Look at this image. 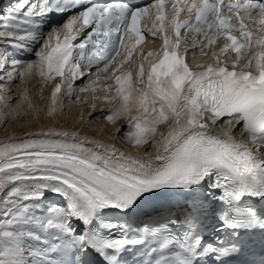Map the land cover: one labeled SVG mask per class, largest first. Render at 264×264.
Here are the masks:
<instances>
[{"label": "snow or ice", "instance_id": "6c2138e0", "mask_svg": "<svg viewBox=\"0 0 264 264\" xmlns=\"http://www.w3.org/2000/svg\"><path fill=\"white\" fill-rule=\"evenodd\" d=\"M37 81L48 117L90 93L111 139L0 141V264H264V0H15L0 123Z\"/></svg>", "mask_w": 264, "mask_h": 264}, {"label": "bare ground", "instance_id": "6f19581e", "mask_svg": "<svg viewBox=\"0 0 264 264\" xmlns=\"http://www.w3.org/2000/svg\"><path fill=\"white\" fill-rule=\"evenodd\" d=\"M154 39H156V38H154ZM138 48H140V47H138ZM138 48L136 50L137 53L139 52ZM204 59L210 61V57H205ZM134 60L138 63L139 56L138 55H134L133 56V61ZM124 70L125 71L128 70V66L127 65L125 66ZM34 83H32V85H35L36 87L34 86V88L29 91V94L32 97V102H33V106L35 108V111L34 112H28L27 114H23V116L25 115V118H24L25 121H22V122H24V124L22 123L23 125H18V126L15 125L13 127L12 123H8V125H7V129L8 130L6 131L7 133H5L6 135L3 134L4 136L0 135V141L7 140V139L12 138V137L21 136V135L26 134V133H39L38 132L39 131L38 128L41 127L40 130H42V132H47V131H50V130L76 131L78 133H81V134H84V135H88V136H90V137H92L94 139L103 140L106 143L110 142L111 138L101 131L102 129L105 128V124H103V123H98L96 121H93V123L92 124H88L87 127H84V125H83L82 128H80V126L82 125V120H81V123L80 122H77L76 124L75 123H72V124L70 123V125H69L68 123H66L68 121L63 119L62 115H60L59 112L57 113L56 116L48 117L46 115V111H47V108L49 107V104H50V96H51V90H52L53 85H52V83H50L47 87H45L44 99L43 100H39L37 95L35 94V90L39 89L40 87L38 86V83H37V85L34 84ZM81 83H82V81H80V80H77L75 82V84H77V85H79ZM107 83H113V82L112 81L104 82L102 80L101 84L100 85H96V87L106 86ZM98 94L99 95H105L106 93L100 92V93H97V95ZM85 96H86V98L88 97L87 95H85ZM61 102L63 103V99H62ZM69 105H70V109L72 110V113H74V116H73L72 120L70 121V122H72V121H74V118L80 112V110L82 108H79V107L77 108V106H75V104L73 106V105H71V103L67 104V106H69ZM87 107H88L87 105H85V104L83 105V110H84L83 117L87 115ZM100 107H104V105H101ZM30 114H33L36 117L35 118V122L34 121H30L31 123L29 122L27 124V122L29 121V118H31ZM12 121H14V120H12ZM97 123L99 125H97ZM95 124L97 125V127H96V129L94 131L92 129H90V130L86 129V128H89V126H92V125L94 126ZM43 126L44 127H48L49 130H47V128H46V131H43V129L45 130V128ZM212 131L213 132H221L222 129L213 127ZM14 133H16V134H14ZM117 146L118 147H122L121 145H117ZM122 150L130 151V154H132L134 156H139L141 158L145 157V153L143 151H138V150H136L134 148L129 150L127 148H123L122 147Z\"/></svg>", "mask_w": 264, "mask_h": 264}, {"label": "rangeland", "instance_id": "374dc122", "mask_svg": "<svg viewBox=\"0 0 264 264\" xmlns=\"http://www.w3.org/2000/svg\"><path fill=\"white\" fill-rule=\"evenodd\" d=\"M37 83H38V86L40 87V84H39V82L37 81V82H35L34 84H36L37 85ZM32 85V84H31ZM29 85V91L31 90V89H33L34 88V86L35 85ZM36 87V86H35ZM38 88V87H37ZM44 90H45V88H44ZM37 91H38V89L37 90H35V94L37 93ZM85 95H87V96H89L90 95V93H87V92H82V93H80L79 94V99L78 100H76L75 101V103H71V105H73L74 106V104H75V106H77V108L79 107V108H82L81 110H80V112L76 115V117L74 118V121H72V122H70L71 120H72V118H73V116H74V113H72V110L70 109V105L69 106H67V110L64 112V114L62 115V117H63V119H65L66 121H68V122H66V123H68L69 125H70V123L72 124V123H77V122H80L81 123V116L84 114V110H83V101L86 99V96ZM99 95V94H98ZM31 115V118H29V121L27 122V124L30 122V121H34L35 122V116L33 115V114H30ZM93 115H95V113L93 114ZM25 115L23 116V114L17 119V120H14V121H6V122H4V123H0V135L1 136H4V135H6L5 133H7L6 131L8 130L7 129V125H8V123H12L13 124V127L16 125V126H18V125H23L24 124V122H22V121H25ZM87 119H88V115H86V116H84V120L82 121V125L80 126V128H82V126L84 125V127H87L88 126V124L86 123V121H87ZM21 121V122H20ZM23 123V124H22ZM31 123V122H30ZM99 123V122H98ZM97 123V125H99ZM2 125V126H1ZM97 125L95 124L93 127L92 126H89V128H86L87 130H90V129H92L93 131L96 129V127H97ZM44 127V126H43ZM103 127V126H102ZM45 128V130L43 129V131H46V128H47V130H49V128L48 127H44ZM73 128V127H72ZM39 129V133L40 132H42V130H40L41 129V127H39L38 128ZM71 129V128H70ZM37 131V130H36ZM100 132V131H99ZM98 132V133H99ZM4 134V135H3ZM14 134H16V133H14Z\"/></svg>", "mask_w": 264, "mask_h": 264}]
</instances>
